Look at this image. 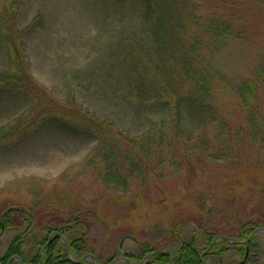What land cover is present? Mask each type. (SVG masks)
I'll use <instances>...</instances> for the list:
<instances>
[{
	"label": "rangeland",
	"instance_id": "1",
	"mask_svg": "<svg viewBox=\"0 0 264 264\" xmlns=\"http://www.w3.org/2000/svg\"><path fill=\"white\" fill-rule=\"evenodd\" d=\"M147 2L0 0V215L73 222L88 212L78 229L102 263L126 264L123 253L140 264L143 246L165 247L172 229L202 251V232L242 236L264 208V0L165 2L175 3L167 26L176 31L181 15L196 17L182 45L177 32L158 44L149 26L161 19L149 22ZM184 52L191 86L161 83L165 63ZM21 65L49 99L19 89ZM28 228L0 234V259L23 235L25 259L43 257L39 227ZM251 240L246 252L232 239L201 260L240 264L247 253L245 264H264V232Z\"/></svg>",
	"mask_w": 264,
	"mask_h": 264
},
{
	"label": "trees",
	"instance_id": "2",
	"mask_svg": "<svg viewBox=\"0 0 264 264\" xmlns=\"http://www.w3.org/2000/svg\"><path fill=\"white\" fill-rule=\"evenodd\" d=\"M169 0H153V3L147 2L149 11H150V18L149 22H151L153 19L154 24L157 23L156 20L161 21L156 25L149 26L150 29H155V35L159 34L156 38L158 39V44L162 45L165 44L166 40H169L175 32H177L176 36L174 34V39L176 40L177 45H182L184 43V40L186 36H189L187 33L189 32V28L191 25L197 26V20L195 21L196 17L195 15L191 13H185L180 16V25L177 27V31L175 30V25L173 27H168V23L170 22V18H172V15L175 14V3L172 4H166ZM151 5H153V10L151 9ZM170 19V20H169ZM11 20H9V23ZM148 24V23H146ZM187 26V28L183 31L179 32V29H184V27ZM6 39L8 40L11 50L13 52V57L17 59V53H18V47L17 42L19 40V36L17 34V30L13 25H8L6 28ZM170 35L169 37H167ZM150 45V49H156V44L153 43ZM166 62V61H165ZM190 63L188 61V54L187 52H184V55L178 56L172 64L168 62V64L165 63L163 68V73L161 74L160 81L161 83L166 82L167 84H171L172 82H180L186 83L188 86H191L190 80L188 78V74L186 73V69H189ZM19 81L20 84L23 82V85L18 87L19 89L26 92L29 87L31 90L37 91L40 96H45L46 99H49V95L41 88L35 85L34 81L31 79V77L27 74L26 69L23 65H21V69L19 70ZM36 87L38 89H36ZM244 90H246L247 95H251V92L253 90V85L248 84L247 82L243 85ZM52 102V101H51ZM248 100L245 99V102H243L244 107L248 106ZM60 111L58 108L55 110V113H58ZM197 113V112H196ZM44 114V113H43ZM182 135L177 132H174L173 138H179ZM188 139H190V136H188ZM197 139H203L202 137L198 136ZM261 205V204H260ZM260 210V209H259ZM83 212V215H78V217L72 222L62 221L61 219H52L49 218L48 215H45L44 217H40L38 214H33L30 212H27L23 209H16V208H10L8 210H5L2 215H0V234H2L3 231H7L16 227L21 226L24 224L25 221H28L29 228L28 231H31L33 224H36L40 229V235L39 237H36L33 235L32 239L40 238L38 242H35V245L41 246L43 251V257H42V264H72L65 252V247L61 239H64L66 244L68 245V254L69 257L75 261H80L83 257L91 254H87L85 250V243L84 238L82 235V231L79 230L81 217L83 218L82 222L83 224H88V218L89 214L88 212ZM49 218V219H48ZM79 219V221H78ZM191 220L196 221L194 218H191ZM43 223L44 225H42ZM46 223V224H45ZM61 223V224H60ZM248 226V229L245 230V233L240 236H229L226 237L230 241H234L235 245L232 247L237 246L239 243L238 241L241 240V238H244L245 240L248 239V237L252 234L253 227H260L264 228V208L259 211V215L255 217V219L247 221L240 225L241 229H245ZM200 227V223H199ZM257 228V229H260ZM256 230V229H255ZM30 233V232H29ZM53 233H59L61 235V238L55 237L51 240V243L46 245L48 237ZM47 235V236H46ZM170 237L166 239L164 246L165 247H171L176 250L175 254L173 255L171 261H170V252L165 251L156 255H153L146 264H203L201 257L202 252H205V257L207 256H221L225 254L230 249V244L226 241L220 242L218 245L211 246V243L216 238L215 233H212L210 231L208 232H202L201 237H198L201 242L205 244L204 249L202 251L199 250L197 247V239L196 237L192 236L187 240H182L180 238V235L177 234L175 229H172L171 232H169ZM42 236V237H41ZM232 238V239H230ZM31 239V240H32ZM236 239V240H235ZM28 244V241H26L24 235L15 238L11 244L8 246L5 255L0 259V264H19V262H14L13 258H17L21 261L22 264H40V257L37 253L34 258L31 260H26L23 254V249ZM254 246V243L252 240H250L247 244H245V252L246 249H251V247ZM163 247H153L150 244H145L143 248L141 249V257L144 258L145 256L152 254L156 252L158 249H161ZM41 252V251H40ZM245 255V253H244ZM94 256V255H92ZM121 258H124L128 262H132V258L130 256H127L123 253H120ZM95 257V256H94ZM245 257V256H244ZM96 258V257H95ZM242 261V264H245V260ZM97 264H112V261H108L105 263H102L98 258H96ZM204 260V259H203ZM80 264H92L88 263L83 260Z\"/></svg>",
	"mask_w": 264,
	"mask_h": 264
},
{
	"label": "water",
	"instance_id": "3",
	"mask_svg": "<svg viewBox=\"0 0 264 264\" xmlns=\"http://www.w3.org/2000/svg\"><path fill=\"white\" fill-rule=\"evenodd\" d=\"M256 232H264V228H260V229H256V230H254V232H252V234L248 237V239L246 240V242H240V243H248V242L252 239L253 234L256 233ZM53 235H54L55 237H57V238H61V235H60L59 233H55V234H53ZM51 238H52V235L50 236L48 243L51 242ZM219 238L222 239V240H224V241L229 242V239H227L226 237H222V236H221V237H216V238L214 239V241L211 243V246H213L214 242H215L217 239H219ZM62 241H63L64 246H65V252H66V255H67L69 261H70L72 264H80V263L83 262V260L86 259V258H90V259L94 262V264H97V260H96V258H95L94 256H92V255H87V256L83 257V258H82L80 261H78V262L72 261V260L69 258V254H68V245L66 244V242L64 241V239H62ZM229 243H230V242H229ZM230 244H231V243H230ZM165 249H168V250L170 251V253H171V255H170V261H171V259H172L173 255L175 254L176 250H175L174 248H171V247H163V248H161V249H158L156 252H154V253H152V254H149V255L145 256L140 264H143L146 260L150 259L153 255L159 254V253H161L162 251H164ZM202 256H204V255H202ZM246 257H247V253L245 254V258H246ZM16 259H17V258H16ZM124 260H125V259H124ZM41 261H42V260L40 259V264H41ZM125 262H126L127 264H130L127 260H125ZM20 264H22V263L20 262ZM169 264H171V262H170ZM203 264H206V263L203 262ZM240 264H242V262H241Z\"/></svg>",
	"mask_w": 264,
	"mask_h": 264
}]
</instances>
